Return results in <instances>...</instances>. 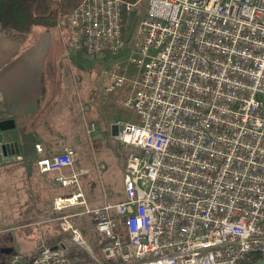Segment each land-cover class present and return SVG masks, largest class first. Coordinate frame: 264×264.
I'll use <instances>...</instances> for the list:
<instances>
[{"label":"built area","instance_id":"1","mask_svg":"<svg viewBox=\"0 0 264 264\" xmlns=\"http://www.w3.org/2000/svg\"><path fill=\"white\" fill-rule=\"evenodd\" d=\"M123 6L131 4L80 0L58 25L74 49L118 53ZM127 60L135 77L124 64L103 73L107 90L130 81L124 104L138 117L112 124L115 139L136 149L125 157L124 198L89 207L79 183L86 169H73L70 145L35 161L41 174L58 171L54 181L73 188L53 209L82 204L96 252L71 215L56 216L60 233L91 264L264 259V0H146ZM22 161L13 141H0V167ZM114 216L123 218V236ZM21 261L14 254L9 264ZM31 264L76 263L66 246L43 244Z\"/></svg>","mask_w":264,"mask_h":264},{"label":"rangeland","instance_id":"2","mask_svg":"<svg viewBox=\"0 0 264 264\" xmlns=\"http://www.w3.org/2000/svg\"><path fill=\"white\" fill-rule=\"evenodd\" d=\"M124 1L129 2L131 6L129 9L123 6L126 13L123 17L124 48L121 52L90 54L79 51V66L77 68H75V62L74 65H69L68 60L73 58V53H70L71 57L64 55L59 62V71L66 69L67 75L74 71L79 74V101L70 106L75 110L72 122L79 141L72 145L75 150L72 166L77 165L80 169H86L79 175V183L81 190L86 192L83 193L84 200L89 207L101 205L104 202L114 203L123 198L125 157L129 152L136 150L115 139L111 134L112 124L116 122H138L136 112L124 104V100L128 97L127 89L130 81L125 80L107 90L108 82L103 75L113 64L126 65L128 79L137 74L136 66L129 63L127 57L132 54L138 20L145 13L146 0ZM46 62L47 65L52 62L51 57ZM68 66L69 68H67ZM56 109L54 108V110ZM57 114L59 113H53V119ZM59 115L57 120L61 122L62 119ZM92 124L95 128L90 130ZM18 128H20L22 136L27 137L29 127L27 126L25 129L26 127H22V123L18 120L15 121V127L6 132L16 139ZM51 147L53 152H60L63 148L55 144H52ZM33 158L34 155L30 156L28 161ZM28 161L25 166L6 168L4 172H0V249L8 248L17 253L22 251L21 254L31 255L36 253L37 247L42 246H40L41 241L38 242L39 234H41L38 232L39 229H46L51 236L60 233L53 201L55 195L68 193L72 187H56L46 180L48 178L45 176H39L34 166L31 165L32 162L30 164ZM26 165L28 166L26 167ZM12 170H20V172L18 174ZM73 207L63 209L62 212L71 215V221L74 225L79 226L82 233L84 228L81 223L83 222L88 223L91 232L92 218L88 215L78 216L76 213L84 209L83 205L75 206L79 207L78 209ZM47 214L50 215L49 218L53 219L48 225L43 227L30 225L32 222L43 220ZM59 235L62 237H59L60 240L62 239L61 241L67 245L71 244L68 233ZM35 236H38L37 241L34 240ZM41 237L44 238V236ZM87 242L96 252L94 243L90 239Z\"/></svg>","mask_w":264,"mask_h":264},{"label":"crops","instance_id":"3","mask_svg":"<svg viewBox=\"0 0 264 264\" xmlns=\"http://www.w3.org/2000/svg\"><path fill=\"white\" fill-rule=\"evenodd\" d=\"M79 51L81 50L70 46L69 35L58 23L57 26L49 29L38 26L33 27L27 34H20L15 31H0V119L13 118L14 123L18 120L22 123V127H26L25 129H27V126L29 127L27 137L22 136L20 128L16 132V139L12 138L6 131L2 132L4 140L16 142L23 154V161L0 167V172H4L6 168L25 166L30 156L34 155V158L28 162H32L30 164L34 166L36 173L41 177L48 178L46 180L56 187H62L54 181V176L58 174V171L41 174L35 161L42 155L58 153L52 151V144L63 147V151L65 146H72L73 143L77 144L79 142L76 128L72 122L74 121L75 110L70 107L79 101V74L74 71L67 75L66 69L59 71L61 57L64 55L70 56V53H73V58L68 60L69 65H74L75 62V68H77L79 66ZM49 57H51L52 62L47 65L46 61ZM54 108L57 109L54 110ZM53 113H59L60 115L57 114L53 119ZM58 115L62 119L61 122L57 120ZM36 144L40 145L41 151L38 152L35 149ZM73 169H80V167L76 165L73 166ZM12 171H16L18 174L20 172V170ZM70 172V168L61 170V173L65 175ZM62 194L66 193L57 195ZM73 208L78 209L79 207ZM80 211L76 212L77 215L84 216V214H80ZM55 213L58 216L63 212L59 214L55 211ZM77 215L74 216L77 217ZM49 217L50 215L47 214L43 220L32 222L30 225L34 227L48 225L53 220ZM86 224L88 225L85 222L81 223L84 228V236H86L87 241L90 239L94 243L95 249H97L93 221L90 227L91 232L89 231V225ZM38 232L42 234H39L40 240L38 242L41 241L40 246L43 244L65 246L59 238L61 233L51 236L49 231L47 232L43 228L39 229ZM41 236H44V238ZM35 237L34 240L37 241L38 236ZM49 242L53 244H49ZM36 249L35 252L38 253L40 247ZM19 252H16V254L21 256V264H25L26 260L23 257L30 254Z\"/></svg>","mask_w":264,"mask_h":264},{"label":"trees","instance_id":"4","mask_svg":"<svg viewBox=\"0 0 264 264\" xmlns=\"http://www.w3.org/2000/svg\"><path fill=\"white\" fill-rule=\"evenodd\" d=\"M132 1V0H126ZM80 2V0H0V31H15L20 34H27L33 27L53 28L57 26L60 18L68 15ZM125 9H121L122 34H124L123 17ZM117 220V231L123 236V218L114 216ZM62 238L61 236H59ZM62 240V239H61ZM63 242V241H62ZM51 242H49L50 244ZM55 243V242H54ZM53 244V243H51ZM67 248V256L76 264H91V256L80 249L76 251L72 245L63 242ZM8 250V252H2ZM0 249V264H9V259L16 254L8 248ZM38 253L24 256L25 264H31ZM263 260L258 255H253L243 260L240 264H253Z\"/></svg>","mask_w":264,"mask_h":264},{"label":"water","instance_id":"5","mask_svg":"<svg viewBox=\"0 0 264 264\" xmlns=\"http://www.w3.org/2000/svg\"><path fill=\"white\" fill-rule=\"evenodd\" d=\"M15 126V123H14V119L13 118H5V119H0V141L3 140V135H2V132H5V131H8L10 129H13ZM117 133L116 131V128L115 127H111V134L112 135H115ZM14 145L15 147H17V144L16 142H14ZM2 252H8V250H2ZM253 264H264V259L259 261V262H256V263H253Z\"/></svg>","mask_w":264,"mask_h":264}]
</instances>
